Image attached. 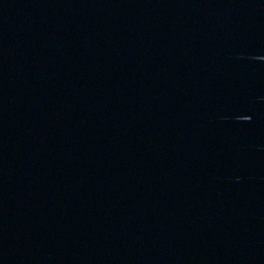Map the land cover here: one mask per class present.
I'll use <instances>...</instances> for the list:
<instances>
[{
  "label": "water",
  "instance_id": "95a60500",
  "mask_svg": "<svg viewBox=\"0 0 264 264\" xmlns=\"http://www.w3.org/2000/svg\"><path fill=\"white\" fill-rule=\"evenodd\" d=\"M264 42V0H0V264H120Z\"/></svg>",
  "mask_w": 264,
  "mask_h": 264
}]
</instances>
